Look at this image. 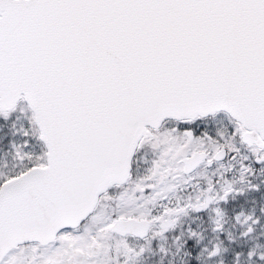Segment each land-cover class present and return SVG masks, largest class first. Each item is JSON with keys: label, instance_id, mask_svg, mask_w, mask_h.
<instances>
[{"label": "snow or ice", "instance_id": "snow-or-ice-1", "mask_svg": "<svg viewBox=\"0 0 264 264\" xmlns=\"http://www.w3.org/2000/svg\"><path fill=\"white\" fill-rule=\"evenodd\" d=\"M0 264H264V0H0Z\"/></svg>", "mask_w": 264, "mask_h": 264}]
</instances>
